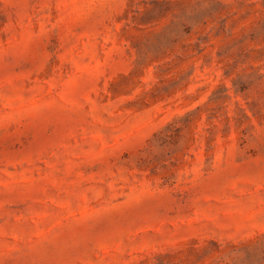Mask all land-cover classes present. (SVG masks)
<instances>
[{
    "label": "rangeland",
    "instance_id": "obj_1",
    "mask_svg": "<svg viewBox=\"0 0 264 264\" xmlns=\"http://www.w3.org/2000/svg\"><path fill=\"white\" fill-rule=\"evenodd\" d=\"M0 264H264V0H0Z\"/></svg>",
    "mask_w": 264,
    "mask_h": 264
}]
</instances>
